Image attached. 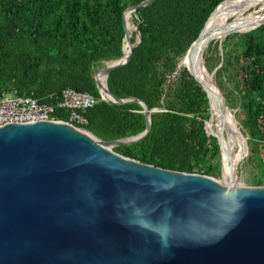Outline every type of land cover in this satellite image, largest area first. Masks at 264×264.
<instances>
[{"label":"water","instance_id":"95a60500","mask_svg":"<svg viewBox=\"0 0 264 264\" xmlns=\"http://www.w3.org/2000/svg\"><path fill=\"white\" fill-rule=\"evenodd\" d=\"M154 1L124 10V54L95 75L102 96L143 106L145 131L105 140L64 120L0 125V264H264V185L242 183L239 163L227 180L222 164L219 180L158 167L114 150L140 143L151 130L155 109L140 98L115 97L107 79L132 59L142 40L138 25L132 40L126 12ZM216 9L179 70L183 60L192 61ZM205 50L201 59L206 67ZM187 69L207 93L212 118V93ZM208 72L248 147L215 71ZM213 136L223 160L221 137Z\"/></svg>","mask_w":264,"mask_h":264},{"label":"trees","instance_id":"16d2710c","mask_svg":"<svg viewBox=\"0 0 264 264\" xmlns=\"http://www.w3.org/2000/svg\"><path fill=\"white\" fill-rule=\"evenodd\" d=\"M141 1L0 0V94L16 89L57 105L66 88L89 92L98 101L82 111L88 124L78 127L105 140L142 133L147 127L143 106L102 99L95 77L123 56V12ZM222 1L156 0L133 12L142 40L132 59L109 73L107 84L115 97L140 98L155 111L148 136L114 147L116 152L166 169L221 175L219 143L207 133H213L208 95L184 66L197 73V51L178 66ZM250 30L228 35L222 50L219 41L211 45L205 64L215 71L230 107L242 115L255 161L257 144L264 152V24ZM56 116L70 120L67 109L57 108ZM262 166L253 185H264Z\"/></svg>","mask_w":264,"mask_h":264},{"label":"bare ground","instance_id":"6f19581e","mask_svg":"<svg viewBox=\"0 0 264 264\" xmlns=\"http://www.w3.org/2000/svg\"><path fill=\"white\" fill-rule=\"evenodd\" d=\"M224 2L226 3L220 12L214 15L216 10L207 23L205 32L197 45L196 66L193 64L197 73L192 72L206 85L213 95V114L209 123L215 129L213 133L221 137L222 140L223 173L227 180L231 174V167L235 166L236 163H240L246 156V141L239 138L238 126L236 122L230 119V115L227 114L221 94L217 87H215L208 70L204 66L201 55L206 47L211 44L210 42L217 39L223 40L233 32L253 29L264 22V0H225ZM132 17L133 12L127 11L125 20L130 35L131 31L135 29ZM128 50L129 46L127 44L126 53H128ZM183 62L184 60L181 62V66L184 65ZM187 65L184 66L190 68L188 63ZM100 81L105 83V79L103 78Z\"/></svg>","mask_w":264,"mask_h":264},{"label":"built area","instance_id":"2783aa9c","mask_svg":"<svg viewBox=\"0 0 264 264\" xmlns=\"http://www.w3.org/2000/svg\"><path fill=\"white\" fill-rule=\"evenodd\" d=\"M102 99L110 100L105 96H102ZM97 101L98 99L89 92L66 88L57 105H52L41 103L32 96L20 95L16 89H13L0 94V125L61 120L56 116L57 108L69 111V122L86 125L88 119L82 111L94 107Z\"/></svg>","mask_w":264,"mask_h":264},{"label":"rangeland","instance_id":"374dc122","mask_svg":"<svg viewBox=\"0 0 264 264\" xmlns=\"http://www.w3.org/2000/svg\"><path fill=\"white\" fill-rule=\"evenodd\" d=\"M135 20H137V15H133V17H132V22L136 26ZM239 33H244V32H239ZM134 34H135V29H134V31H131V35L134 36ZM223 40H225V39H223ZM223 40L217 39V40H214L213 42H211V44H209V46L205 50L204 57H205V55L208 54L210 46L214 45L218 41L220 43V49L222 50L223 49V43H222ZM234 110L236 112L238 111V109H234ZM241 117H242L241 114L239 115V117L237 116L239 122H240ZM209 126H210V129L212 130V132L215 131V129L212 125H209ZM207 133L209 135H213V133L209 132V130ZM247 138H248V136H247ZM254 150H255L254 155L256 158L255 161L252 159L253 157H252L251 148H250V145L248 144V147H246V156L238 164L237 172H238V175H239L242 183H244L245 185H253V182H252L253 178L259 175L260 169H261V167H263L262 165L264 164V152H262V154L260 153L258 144L254 148ZM220 159H221V163H222V156ZM221 168H222V166H221ZM223 176H224V173H223ZM221 177H222V174L220 176H216L215 178L220 180V179H222ZM224 178H225V176H224Z\"/></svg>","mask_w":264,"mask_h":264}]
</instances>
